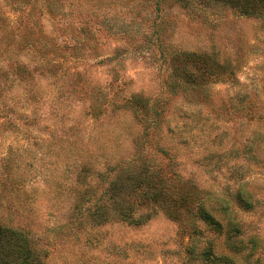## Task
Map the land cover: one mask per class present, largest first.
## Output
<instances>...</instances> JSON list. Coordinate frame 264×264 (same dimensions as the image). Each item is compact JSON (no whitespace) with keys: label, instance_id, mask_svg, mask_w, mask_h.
I'll return each instance as SVG.
<instances>
[{"label":"rangeland","instance_id":"374dc122","mask_svg":"<svg viewBox=\"0 0 264 264\" xmlns=\"http://www.w3.org/2000/svg\"><path fill=\"white\" fill-rule=\"evenodd\" d=\"M189 52L221 65L199 75V94L198 80L167 68ZM116 92L165 101L160 127L114 113ZM136 157L207 191L214 214L223 206L239 225L236 263L264 264V18L208 0H0V223L27 233L42 264H205L183 252L201 236L229 253L197 219V232L160 213L141 226L74 219L80 172L100 188L99 173ZM238 188L251 209L237 205Z\"/></svg>","mask_w":264,"mask_h":264},{"label":"trees","instance_id":"16d2710c","mask_svg":"<svg viewBox=\"0 0 264 264\" xmlns=\"http://www.w3.org/2000/svg\"><path fill=\"white\" fill-rule=\"evenodd\" d=\"M176 1L186 3L188 0ZM208 1L227 4L248 17L264 18V0ZM53 4L55 3H49L50 7L47 9L53 10L55 8ZM35 44L36 41L31 46L33 47ZM53 47L51 54L59 57L62 46L54 45ZM21 50L27 52L29 46L27 49L23 47ZM46 54L49 53L43 54V58L50 61L51 58L46 57ZM170 60L176 63L174 66H167L174 77L181 76L192 81L198 80L197 78L202 74H217L221 68V65H217L218 62L208 54L177 53L171 56ZM47 61L37 60V64L46 66L50 63ZM22 66L28 67L26 64ZM113 72L117 73V70L115 69ZM114 77H118V75H114ZM182 80L171 81L170 90L176 91ZM197 84L200 86L193 89L197 92L194 91V93L199 94V88H202L203 85L200 80ZM117 93L107 102V106L111 107L114 113L129 109L135 118L145 123L147 130L153 131L160 127L165 111V101L162 100V103H158L157 99L149 101L148 98L136 94L121 98ZM93 110L95 115L103 112L101 105L98 107L93 105ZM145 146H147L146 140L142 147ZM235 170L238 173L232 180L234 184H239L243 180V176H241L240 169ZM81 173L84 172L81 171L79 174L84 189L78 193L72 206L75 214L74 219L78 222L84 216H88L90 222L95 226L115 222L141 226L160 213L186 228L189 227L193 232H197L194 222V219H197L206 225L215 227L224 234V248L229 253L226 254L219 248V243L201 236L195 241L191 239L190 242L184 244L183 252L187 256L186 261L189 263L199 261L205 264H237L233 256L245 247L243 242L238 239L239 225L234 222L232 215L225 212L223 206H219L220 210L215 215L211 199L207 197L209 193L191 180L183 179L180 175L172 173L165 166L158 165L155 160L150 161L148 158L140 159V157L131 158L129 162L120 161L109 167L105 174L99 173L97 178L100 188L92 185L93 181L90 182L87 180V175L84 173L81 176ZM102 184L104 185L101 187ZM233 194L240 208L244 210L252 208L253 202L250 194L245 193L241 188H238ZM147 204L152 208L148 211L141 209V206H147ZM153 207H156L157 211H153ZM128 248L130 251L132 250L131 247ZM126 254L123 255L121 252L124 258H129V253L127 256ZM115 255H120V253H115ZM0 264H42V260L36 252L32 238L27 233L0 223Z\"/></svg>","mask_w":264,"mask_h":264}]
</instances>
